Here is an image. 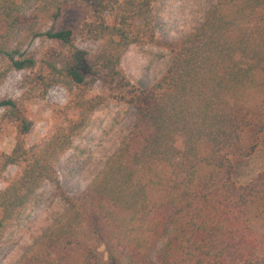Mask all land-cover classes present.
<instances>
[{"label": "trees", "instance_id": "1", "mask_svg": "<svg viewBox=\"0 0 264 264\" xmlns=\"http://www.w3.org/2000/svg\"><path fill=\"white\" fill-rule=\"evenodd\" d=\"M157 2L0 0V83L14 70L28 71L25 85L42 96L61 86L69 92L64 109L71 118L41 147L27 150L26 96L0 100L17 133L4 165L19 168L0 192V227L39 181L59 186L57 157L103 101L91 96L94 86L100 78L128 85L120 70L123 53L154 37ZM72 11L83 16L76 29L59 23ZM46 23L50 27L41 29ZM40 38L52 46L36 59L23 47ZM77 38L99 48L81 53ZM146 99L128 143L101 175L81 196L63 195L60 219L34 242L27 264L264 261V174L236 189L231 160L253 154L264 133V0H219L177 45ZM93 236L105 258L84 243Z\"/></svg>", "mask_w": 264, "mask_h": 264}, {"label": "rangeland", "instance_id": "2", "mask_svg": "<svg viewBox=\"0 0 264 264\" xmlns=\"http://www.w3.org/2000/svg\"><path fill=\"white\" fill-rule=\"evenodd\" d=\"M218 2L158 0L151 14L154 37L129 46L123 53L120 70L128 85L110 86L100 78L94 86L91 96L103 97V101L88 116L84 126L75 130L67 149L55 160L59 186L46 179L39 181L23 208L0 227V264H27L34 242L60 219L65 207L63 195L81 196L128 143L138 121L140 107L149 102L146 94L165 73L177 45ZM77 12H67L59 23L76 29L83 17ZM49 27L50 23H46L41 29ZM51 46L49 41L40 38L26 40L23 48L40 59ZM98 48L96 42L81 38L75 41V49L81 53L94 54ZM28 75V71H10L0 83V100L19 101L26 96L23 100L26 103L25 116L31 122V128L24 138L25 147L36 150L71 120L64 109L69 101V92L61 86H53L42 96L40 90L35 91L25 85ZM5 113L0 109V192L19 172L17 166L4 165V157L11 154L17 135L16 125L4 117ZM72 116L75 123L76 114L72 113ZM231 160L236 189L242 190L251 182H257L264 174V133L258 136L253 154H236L231 156ZM255 229L260 228L255 226ZM138 232L142 233V230ZM80 236H85L82 231ZM86 241V246L95 247L96 253L105 258V250L98 237L93 236ZM78 247L76 244L74 249Z\"/></svg>", "mask_w": 264, "mask_h": 264}]
</instances>
